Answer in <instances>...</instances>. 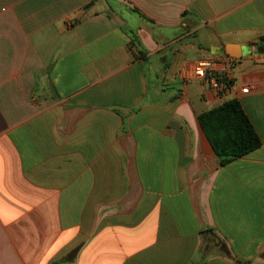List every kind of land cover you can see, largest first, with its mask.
<instances>
[{
    "label": "crops",
    "instance_id": "obj_1",
    "mask_svg": "<svg viewBox=\"0 0 264 264\" xmlns=\"http://www.w3.org/2000/svg\"><path fill=\"white\" fill-rule=\"evenodd\" d=\"M0 264H264V0H0Z\"/></svg>",
    "mask_w": 264,
    "mask_h": 264
},
{
    "label": "trees",
    "instance_id": "obj_2",
    "mask_svg": "<svg viewBox=\"0 0 264 264\" xmlns=\"http://www.w3.org/2000/svg\"><path fill=\"white\" fill-rule=\"evenodd\" d=\"M198 120L222 166L262 146L261 138L237 99L203 112Z\"/></svg>",
    "mask_w": 264,
    "mask_h": 264
},
{
    "label": "built area",
    "instance_id": "obj_3",
    "mask_svg": "<svg viewBox=\"0 0 264 264\" xmlns=\"http://www.w3.org/2000/svg\"><path fill=\"white\" fill-rule=\"evenodd\" d=\"M227 62H230L231 59L227 58ZM216 62L214 60H202L199 61L194 68V73L190 79H197L205 84H207L214 91L220 92L227 86L231 80V72H228L224 75L218 73L215 70Z\"/></svg>",
    "mask_w": 264,
    "mask_h": 264
}]
</instances>
